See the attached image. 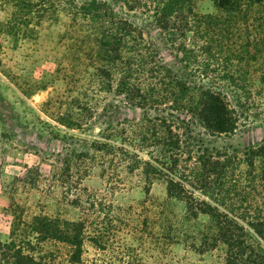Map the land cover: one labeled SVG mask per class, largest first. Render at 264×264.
Instances as JSON below:
<instances>
[{
    "label": "rangeland",
    "instance_id": "1",
    "mask_svg": "<svg viewBox=\"0 0 264 264\" xmlns=\"http://www.w3.org/2000/svg\"><path fill=\"white\" fill-rule=\"evenodd\" d=\"M109 1L153 52L156 62L132 63L140 70L133 83L165 99L160 105L142 108L119 90L127 63L98 58L87 26L61 13L36 35L15 37L5 29L13 5L0 0V240H16L40 264H227L215 221L170 196L167 174L247 226L264 215V156L256 154L264 144V0H241L238 13L198 0L197 11L218 24L207 38L184 37L192 60L153 11ZM135 55L130 41L124 60ZM155 63L161 73L151 71ZM175 78L192 89L187 97L167 84ZM201 85L227 95L235 131L200 120L192 104ZM39 217L84 223L80 261L68 242L39 236Z\"/></svg>",
    "mask_w": 264,
    "mask_h": 264
},
{
    "label": "trees",
    "instance_id": "2",
    "mask_svg": "<svg viewBox=\"0 0 264 264\" xmlns=\"http://www.w3.org/2000/svg\"><path fill=\"white\" fill-rule=\"evenodd\" d=\"M117 1L129 9L139 8L143 11H153L160 28L168 33L171 45L183 53L185 59H194L195 49L188 46L184 37L194 31L207 38L213 28L217 30V16L197 11L198 0ZM214 1L220 9L228 12L241 11V0ZM7 2L13 5L10 21L5 24L8 34L15 37L26 36L29 33L36 35L45 19L59 18L61 13H64L69 16L71 26H87L90 32L93 31L96 34L98 58L117 66L127 63L121 69L123 75L119 82L120 91L127 92L128 96L137 101L142 108H147L151 102L160 105L165 101L161 98H151V95L144 93L141 85L133 83L134 76L140 70L133 67L132 63L143 66L149 62H156V59H150L154 55L143 45L144 38L137 34L134 25L118 13L109 0H7ZM32 23L35 26H31ZM130 41L137 59L130 58L125 61L124 48ZM162 70L163 68L157 63L151 68V71L158 73ZM168 72L170 69L167 68ZM162 78L163 82L165 77ZM170 81L167 84L169 87L177 86L179 98L187 97L191 93L192 89L184 80L175 78ZM153 89L155 88H151ZM196 91L192 108L205 126L211 130L226 133L237 129L236 110L223 91L202 85L197 87ZM151 94L153 95L154 91ZM256 152L264 156V144ZM177 164V160H174L170 169H174ZM152 167L158 169L155 165ZM161 171L164 173L162 169ZM167 176L169 177L168 194L170 196L185 200L189 209L196 214L202 212L213 218L217 227L215 239L224 242L227 246V264H264V215L249 220L247 226L237 218L232 210H222L221 202L216 200L218 203L216 204L205 199H197L193 192H186V187L181 181L169 174ZM148 178L150 181V174ZM32 227L44 239L52 237L71 244L75 247L73 260L80 261L84 244V223L82 221H72L62 225L51 218L39 217ZM1 262L40 264L34 255L24 253L21 247L18 248L14 239L7 242L0 240V264Z\"/></svg>",
    "mask_w": 264,
    "mask_h": 264
}]
</instances>
